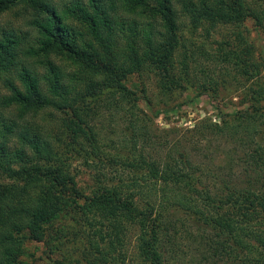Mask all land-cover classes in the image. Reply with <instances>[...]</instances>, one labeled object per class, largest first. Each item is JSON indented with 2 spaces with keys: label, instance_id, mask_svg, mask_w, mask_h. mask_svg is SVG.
Instances as JSON below:
<instances>
[{
  "label": "trees",
  "instance_id": "trees-1",
  "mask_svg": "<svg viewBox=\"0 0 264 264\" xmlns=\"http://www.w3.org/2000/svg\"><path fill=\"white\" fill-rule=\"evenodd\" d=\"M17 8L32 34L0 31V264H32L28 244L72 205L86 264H264V86L251 88L246 108L186 130L188 139L181 130L168 139L155 124L166 110L150 115L146 88L128 86L153 74L171 99L202 68L195 48L178 71L186 27L264 26V9L250 0H0V18ZM230 64L249 60L227 54L219 71L231 76ZM215 140L226 147L214 151ZM76 161L93 174L90 194Z\"/></svg>",
  "mask_w": 264,
  "mask_h": 264
},
{
  "label": "rangeland",
  "instance_id": "rangeland-1",
  "mask_svg": "<svg viewBox=\"0 0 264 264\" xmlns=\"http://www.w3.org/2000/svg\"><path fill=\"white\" fill-rule=\"evenodd\" d=\"M250 2L258 10L264 9V0H250ZM21 13L17 8L2 16L0 31L2 28H15L18 32L30 31L32 34L27 25L29 16L25 17L24 14L20 15ZM182 33H184L187 46L184 41L177 51L178 71L181 70L185 61V53L195 48L202 52L207 51L208 56L211 57L208 59V56L205 57L202 52L197 53L201 56L202 68L192 67L190 81L186 82L181 90H178L171 99H166L161 93L156 76L147 73L142 76L133 75L128 82L131 88H135L136 84L141 88H146L152 105L142 101L141 106L150 115L161 108L166 110L156 117L155 124L161 132L170 133L168 139L176 137L174 133L176 130H181L182 134L179 135H182L181 138L185 136L188 139L184 134L185 131L194 128L204 118L212 117L219 122L222 116L246 108L247 105L243 103L250 99L248 93L251 88L264 86V26L258 25L254 19L251 18L241 25L219 24L212 27L206 23L197 29L186 27ZM227 54L232 56L237 54L239 58L244 57L249 60V65H243V69H239L234 64H230L232 73L228 76L219 71ZM54 59L67 66L69 64L66 60ZM204 68L209 71H202ZM205 87L209 88L208 93L198 94L203 92ZM224 144L223 141L215 140L212 142V149L217 151L221 145L222 150L226 147ZM194 149L198 150L196 147ZM192 152L194 153L193 148ZM218 153L214 154L217 156ZM72 169L77 175L82 191L90 194L95 186L91 171L82 161L74 162ZM238 172H241L240 169ZM77 231H79L80 239L75 238ZM45 232L44 241L28 244L26 255L28 262L32 264H86V255L81 249L85 230L75 206L64 208L58 218L45 226Z\"/></svg>",
  "mask_w": 264,
  "mask_h": 264
}]
</instances>
